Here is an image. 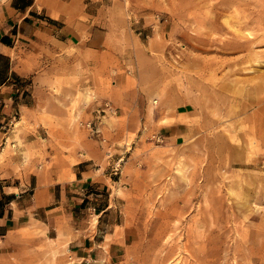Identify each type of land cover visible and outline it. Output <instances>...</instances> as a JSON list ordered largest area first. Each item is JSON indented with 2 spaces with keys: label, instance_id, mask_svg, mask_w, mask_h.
<instances>
[{
  "label": "rangeland",
  "instance_id": "1",
  "mask_svg": "<svg viewBox=\"0 0 264 264\" xmlns=\"http://www.w3.org/2000/svg\"><path fill=\"white\" fill-rule=\"evenodd\" d=\"M63 1L82 47L44 51L34 114L101 149L121 264H264V0Z\"/></svg>",
  "mask_w": 264,
  "mask_h": 264
},
{
  "label": "crops",
  "instance_id": "2",
  "mask_svg": "<svg viewBox=\"0 0 264 264\" xmlns=\"http://www.w3.org/2000/svg\"><path fill=\"white\" fill-rule=\"evenodd\" d=\"M78 15L63 0H0V264H42L47 243L75 264L125 259L128 232L113 213L114 180L97 166L101 149L88 138L63 139L34 114L35 96L46 92L37 82L44 51L82 47ZM84 44L86 53L104 51L99 39ZM183 128L177 122L160 131L172 136Z\"/></svg>",
  "mask_w": 264,
  "mask_h": 264
}]
</instances>
